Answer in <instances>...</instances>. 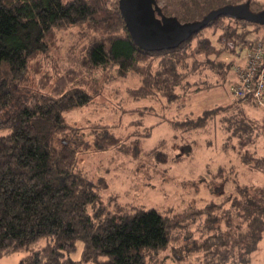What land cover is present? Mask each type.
Wrapping results in <instances>:
<instances>
[{
    "label": "trees",
    "instance_id": "16d2710c",
    "mask_svg": "<svg viewBox=\"0 0 264 264\" xmlns=\"http://www.w3.org/2000/svg\"><path fill=\"white\" fill-rule=\"evenodd\" d=\"M117 1L0 0V264L15 252L22 254L17 264H153L171 241L178 242L170 250L177 260L182 253L201 252L203 264L248 262L264 235V182L237 183L235 195L188 206L172 217L153 207H111L76 170L79 156L125 146L131 149L124 153L137 156L139 139H124L110 125L96 123L88 138L83 127L65 122L63 114L102 93L101 86L93 93L86 88L99 83L98 75L133 74L139 83L129 87L130 95L162 97L168 103L223 80L229 87L232 64L242 62L255 40L264 41V31L254 30L264 26L221 15L209 26L218 22L222 37L233 42L231 48L200 30L175 48L148 51L131 40ZM240 2L244 0H173L170 6L166 0L162 11L190 21ZM74 31L77 42L60 44L57 33ZM228 51L233 59L224 56ZM206 69L210 78L201 83ZM234 101L173 124L196 130L217 112L237 110L239 118H221V123L228 119L223 130L236 138L231 147L242 162L264 174V156L254 149L264 129L249 115L258 105L250 99L236 101L249 111ZM145 153L166 160L158 149ZM224 180L217 183L224 186ZM196 222L202 237L191 230ZM79 243L80 255L72 258Z\"/></svg>",
    "mask_w": 264,
    "mask_h": 264
},
{
    "label": "rangeland",
    "instance_id": "374dc122",
    "mask_svg": "<svg viewBox=\"0 0 264 264\" xmlns=\"http://www.w3.org/2000/svg\"><path fill=\"white\" fill-rule=\"evenodd\" d=\"M157 1L162 10L166 0ZM250 1V8L253 10L257 11L264 7V0ZM173 5L171 0L170 6ZM210 24L201 29L202 35L210 36L214 42L217 40L219 44L225 43L226 47L231 48L227 42L232 41L220 34V29L217 27L220 24L217 22L209 26ZM254 30L260 34L264 31L262 27ZM57 35L60 37V44L64 43L63 45L77 42L79 36L75 31L57 33ZM233 55L229 51L224 54L228 60L233 59ZM209 64L214 70L215 64ZM207 72L210 70L201 72V83L204 79L210 78ZM97 79L99 83H89L86 88L93 93L101 86L102 93L94 96L87 106L65 111L63 114L65 122L83 127L88 138L92 135L95 123L110 125L117 135L124 139L128 138L127 140L130 141L139 139L140 144L137 156L130 154V151L128 154L123 152L127 148L130 150L129 146L120 148L122 151L113 147L106 151L91 150L80 154L76 170L90 180L102 195L105 204L111 207L116 203L125 206L140 205L143 208L153 207L172 217L182 213L188 206L196 207L208 201L219 202L225 195L231 193L235 195L237 183L264 182V174L251 170L231 147L237 142L236 138L226 137V130H223V127L227 125L225 121L228 119H224L221 123V118H239L237 110L234 109L235 111L232 110L226 114L217 112V116H214L208 125L196 130L176 129L173 124V120L177 121L176 118L182 121L185 116L187 118L195 115L202 109L232 101V97L228 98V80H223L221 84L201 92L187 95L185 100L183 98L168 103L162 97L135 98L130 95L129 87L137 86L139 83V79L133 74L113 78L98 75ZM234 80L235 76L231 82ZM32 85H35L34 82L30 86ZM244 102L234 101V104L237 107L242 105L246 109L248 106L244 105ZM262 104L258 108L254 107L251 110L249 107L247 110L253 112L249 115L255 118V122L264 129V105ZM182 105L185 107L182 108ZM177 106H180V113L174 115L173 107L177 109ZM183 109L186 111L185 116ZM155 121H159V124L153 126ZM151 124L152 127L149 128ZM257 141L254 149L258 155L264 156V136ZM152 148L165 153L166 160L159 162L153 159V155L145 153ZM222 179H225L224 186L217 183ZM191 230L194 236L202 237L198 231V222L192 224ZM177 243L171 241L170 246L161 252L158 260L153 264H203L205 262L201 252L182 253L181 259H174L170 250L172 246H177ZM80 247L79 243L72 258L79 257ZM21 255L20 252L12 253L3 257L1 263L17 264ZM241 264H264V236L252 252L250 260Z\"/></svg>",
    "mask_w": 264,
    "mask_h": 264
},
{
    "label": "water",
    "instance_id": "95a60500",
    "mask_svg": "<svg viewBox=\"0 0 264 264\" xmlns=\"http://www.w3.org/2000/svg\"><path fill=\"white\" fill-rule=\"evenodd\" d=\"M117 3L131 40L148 51L175 48L221 15L264 26V8L252 10L249 0L222 5L190 21L165 15L157 0H118Z\"/></svg>",
    "mask_w": 264,
    "mask_h": 264
},
{
    "label": "built area",
    "instance_id": "2783aa9c",
    "mask_svg": "<svg viewBox=\"0 0 264 264\" xmlns=\"http://www.w3.org/2000/svg\"><path fill=\"white\" fill-rule=\"evenodd\" d=\"M227 43L233 46L232 42ZM233 69L235 80L229 85L232 99L237 102L250 99L261 106L264 101V41L255 40L242 62L234 64Z\"/></svg>",
    "mask_w": 264,
    "mask_h": 264
},
{
    "label": "crops",
    "instance_id": "0c3cea01",
    "mask_svg": "<svg viewBox=\"0 0 264 264\" xmlns=\"http://www.w3.org/2000/svg\"><path fill=\"white\" fill-rule=\"evenodd\" d=\"M233 66H234V64H232V66H231V70H230V76H229V81H231V80H233V78H234V76H235V74H234V69H233ZM232 71V72H231ZM230 83V82H229ZM228 94H229V92H228ZM230 96V94L228 95V98H230L229 97ZM185 106L184 105H182V108H184ZM183 111L185 112L183 115L185 116L186 115V111L183 109ZM173 113H174V115H176V114H179L180 113V106H177V109H176V107H173ZM185 118H186V116H185ZM185 118H182V120H184ZM176 120H180V119H177L176 118ZM175 120H173V122H174ZM157 124H159V121H155L154 123H153V125H157ZM264 236V235H263ZM262 240V239H261ZM260 240V241H261ZM259 241V242H260Z\"/></svg>",
    "mask_w": 264,
    "mask_h": 264
}]
</instances>
